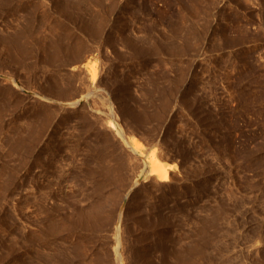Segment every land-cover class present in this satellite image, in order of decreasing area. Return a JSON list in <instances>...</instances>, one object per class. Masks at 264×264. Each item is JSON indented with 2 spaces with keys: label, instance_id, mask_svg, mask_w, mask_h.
I'll return each instance as SVG.
<instances>
[{
  "label": "rangeland",
  "instance_id": "1",
  "mask_svg": "<svg viewBox=\"0 0 264 264\" xmlns=\"http://www.w3.org/2000/svg\"><path fill=\"white\" fill-rule=\"evenodd\" d=\"M0 264H264V0H0Z\"/></svg>",
  "mask_w": 264,
  "mask_h": 264
},
{
  "label": "bare ground",
  "instance_id": "2",
  "mask_svg": "<svg viewBox=\"0 0 264 264\" xmlns=\"http://www.w3.org/2000/svg\"><path fill=\"white\" fill-rule=\"evenodd\" d=\"M114 127V126H113ZM116 128V126H115ZM117 133L122 136L120 129L117 128ZM128 143V141H126ZM149 174L157 178V180L161 182H166L168 180L167 170H171L173 168L172 164H160V162L152 157L151 161L149 162Z\"/></svg>",
  "mask_w": 264,
  "mask_h": 264
}]
</instances>
